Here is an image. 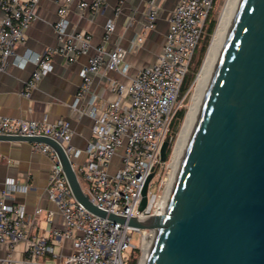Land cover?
<instances>
[{"label": "built area", "instance_id": "built-area-1", "mask_svg": "<svg viewBox=\"0 0 264 264\" xmlns=\"http://www.w3.org/2000/svg\"><path fill=\"white\" fill-rule=\"evenodd\" d=\"M40 1L0 0V70H4L11 60L21 67L28 61L35 65L22 90V95L26 97L53 69L49 53L30 50L28 55L20 57L16 52L17 46L26 39L28 27L37 18ZM69 1L59 7V18L54 28L59 42L56 51L72 61L79 54L89 52L92 34L67 31ZM105 2L92 0L80 5L97 13ZM213 5L214 0H178L167 16L168 31L156 60L140 68L128 83L111 81L110 86L117 97L104 108L97 105L98 95L91 90L93 77L102 70L128 75L131 65L126 60L128 49L124 47L117 45L107 49L101 45L96 49L81 71L83 82L71 107L73 114H87L94 119L92 137L84 149L71 143V123L66 119L41 122L0 115V135L46 136L58 141L69 157L84 193L101 209L127 218L161 214L171 186L169 173L172 170V161H161V148L190 90L180 97ZM159 15V5L154 3L147 13L142 32L131 48L144 40ZM115 26L114 19L107 21L106 40ZM84 99L85 104L82 102ZM34 148L51 158L49 198L57 205L65 222L64 230H50L58 243L71 239L72 244L71 251L64 255L56 251L47 233L40 232L28 249L25 263L46 264L41 259L48 253L54 259L52 264H129L128 254L130 257L137 249L132 243V231L141 232L143 248L147 234L153 229H138L91 212L76 199L59 153L44 142H34ZM83 153L87 159L79 163L77 159ZM116 156L117 162L114 161ZM164 167L170 169L163 173ZM153 171L155 175L160 173L158 191L151 188L154 175L149 182L147 205L140 210L142 189ZM21 189L25 190L26 186L17 184L12 177L5 181L4 189H0V242L15 245L30 238L31 221L26 207L9 201V196ZM42 210L38 208L36 213ZM47 215L50 219L52 213Z\"/></svg>", "mask_w": 264, "mask_h": 264}, {"label": "water", "instance_id": "water-1", "mask_svg": "<svg viewBox=\"0 0 264 264\" xmlns=\"http://www.w3.org/2000/svg\"><path fill=\"white\" fill-rule=\"evenodd\" d=\"M1 140L49 144L87 209L155 229L148 264H264V0H242L164 213L127 218L96 206L55 139L0 135ZM170 146L163 142L162 162ZM154 175L144 183L140 210Z\"/></svg>", "mask_w": 264, "mask_h": 264}, {"label": "crops", "instance_id": "crops-1", "mask_svg": "<svg viewBox=\"0 0 264 264\" xmlns=\"http://www.w3.org/2000/svg\"><path fill=\"white\" fill-rule=\"evenodd\" d=\"M91 1L70 0L67 11L69 33L83 31L92 34V46L87 54H79L69 61L65 55L56 51L59 42L54 24L59 18V7L66 4L67 0H41L37 18L28 27L26 39L17 46L16 52L20 57L28 55L30 50L49 53L52 71L43 76L31 95L26 97L22 95V90L35 65L28 61L21 67L11 60L4 70H0V115L41 122L69 120L72 129L71 143L80 149H84L92 137L94 119L87 114H73L71 107L83 82L81 71L88 64L90 56L101 45H105L107 49L117 45L128 49L126 60L131 65L128 75L102 70L93 77L91 90L98 95L97 105L104 108L117 97L110 86L111 81L128 83L140 68L156 60L168 31L167 16L178 0H106L97 13L90 7L80 5ZM154 3L159 5V18L144 40L133 49L132 43L142 32L147 13ZM109 19H114L116 26L106 40L105 25ZM86 99L82 101L83 104ZM86 159L87 156L83 153L77 161L83 163ZM114 161H118L117 156ZM50 170V156L35 149L34 142L0 141V189H4L5 181L11 177L15 178L17 184L26 186L25 190L11 194L9 201L23 204L31 221L28 241L15 245L0 242V264H26L28 249L40 232L50 236L57 252L65 255L71 251V239L58 243L50 230L65 228L64 217L49 198ZM38 208L43 209L39 214L36 213ZM49 212L52 213L50 219L47 215ZM41 261L52 264L54 259L47 253Z\"/></svg>", "mask_w": 264, "mask_h": 264}, {"label": "bare ground", "instance_id": "bare-ground-1", "mask_svg": "<svg viewBox=\"0 0 264 264\" xmlns=\"http://www.w3.org/2000/svg\"><path fill=\"white\" fill-rule=\"evenodd\" d=\"M242 0H227L217 29L213 35L206 59L196 78L194 92L192 94L193 103L190 105L186 119L173 150L172 170L169 173L171 186L165 196V207L161 214L165 212L170 195L178 175L180 166L186 153L192 133L198 121L201 108L208 92L209 86L217 69L224 46L234 24ZM156 238V230L153 229L144 240L143 255L140 264H148L153 244Z\"/></svg>", "mask_w": 264, "mask_h": 264}, {"label": "rangeland", "instance_id": "rangeland-1", "mask_svg": "<svg viewBox=\"0 0 264 264\" xmlns=\"http://www.w3.org/2000/svg\"><path fill=\"white\" fill-rule=\"evenodd\" d=\"M226 2H227V0H217V2L215 3V5H214V7H213V9H212V12H211V15L208 17V19H207V22H206V26H207V23L210 21V20H212V19H215L216 20V26H215V29H214V32H213V34H212V36H211V39H210V43H209V45H208V48H207V50H206V52H205V54H204V56H203V58H202V61H201V64L199 65V69H198V71H197V73H196V75H195V78H194V80H193V82H192V84L189 86V88L187 89V91L189 90V92H188V94L186 95V97H185V99H184V101H183V105H182V107H184L185 109H186V113H185V116H184V118L182 119V121H180V123L178 124V128H177V130L175 131V134H174V141H173V144H172V148H171V151H170V153H169V155H168V158H167V163H169V162H171L172 161V158H173V150H174V146H175V144H176V141H177V138H178V136H179V133L181 132V129H182V127H183V124H184V121H185V119H186V116H187V113H188V110H189V107H190V105L193 103V100H192V94H193V92H194V86H195V84H196V77H197V75H198V73L200 72V70H201V68H202V66H203V63H204V61H205V59H206V56H207V53H208V50H209V47H210V44H211V42H212V39H213V35L215 34V32H216V29H217V26H218V23H219V20H220V17H221V15H222V12H223V10H224V7H225V4H226ZM198 51H199V49H198ZM198 51H197V53H196V56H195V58H194V61H193V63H192V66H193V68H195L196 66H195V63H196V59H197V57H198ZM196 69V68H195ZM191 73V70H189L188 71V73ZM193 72H194V69H193ZM186 91V92H187ZM185 91H184V89H183V86H182V88H181V91H180V97H182L185 93H184ZM170 169V167L168 168V169H165V167H164V169L162 170L163 171V173L165 172V171H168ZM159 172V171H158ZM162 173V174H163ZM160 180V173H157L156 175H155V177L153 178V180H152V185H151V188L154 190V191H158V181ZM132 243H134L135 245H136V247H137V249H139V251H138V261H137V264H138V262H139V264H140V262H141V259H142V255H143V248H142V246H141V232H138V231H132ZM127 254V253H126ZM128 259L130 260V257H129V254H128ZM140 260V261H139Z\"/></svg>", "mask_w": 264, "mask_h": 264}, {"label": "trees", "instance_id": "trees-1", "mask_svg": "<svg viewBox=\"0 0 264 264\" xmlns=\"http://www.w3.org/2000/svg\"><path fill=\"white\" fill-rule=\"evenodd\" d=\"M216 2H217V0H214V5H215ZM214 5H213V7H214ZM211 12H212V10H211ZM211 12H210V15H211ZM215 26H216V20L215 19L210 20L207 23V26H205L204 35H203V38L201 40V43H200V45L198 47L199 51H198V49L196 50L195 55H194V57H193V59L191 61V64H190L189 70H191V73L190 72L187 73V75H186V77L184 79L183 85H182L185 92L187 91V89L192 84V82H193V80L195 78V75H196V73H197V71L199 69L198 67L201 64L202 58H203V56H204V54H205V52H206V50L208 48V45L210 43V39H211V36H212V34L214 32ZM197 51H198V57L196 59V63H195V66H196L195 68L196 69H195V68H193L192 63L194 61V58L196 56ZM193 69H194V72H193ZM185 113H186V109L184 107H181L177 111V113L175 115V118H174V120H173V122L171 124V129H170V132H169V134L167 136V140H169L170 143H171V146L169 148L168 155H169V153L171 151V148H172V144H173V141H174L175 131L177 130L178 124L180 123V121H182V119L184 118ZM138 251H139V249H135L130 254L129 264H137V261H138Z\"/></svg>", "mask_w": 264, "mask_h": 264}]
</instances>
